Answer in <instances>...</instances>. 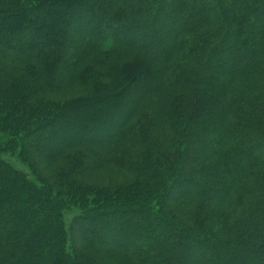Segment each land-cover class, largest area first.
<instances>
[{
  "label": "trees",
  "instance_id": "1",
  "mask_svg": "<svg viewBox=\"0 0 264 264\" xmlns=\"http://www.w3.org/2000/svg\"><path fill=\"white\" fill-rule=\"evenodd\" d=\"M0 133V264H264V0H0Z\"/></svg>",
  "mask_w": 264,
  "mask_h": 264
},
{
  "label": "rangeland",
  "instance_id": "2",
  "mask_svg": "<svg viewBox=\"0 0 264 264\" xmlns=\"http://www.w3.org/2000/svg\"><path fill=\"white\" fill-rule=\"evenodd\" d=\"M173 0H166V3H169V2H172ZM59 8V7H58ZM161 11L163 13L166 12V6H163ZM177 13L176 10H174L173 12V15ZM158 29V28H157ZM163 30H165V32H171V27L169 25V27H164ZM138 32V31H137ZM135 32L133 33L132 35L133 36H139V34ZM151 33H154V35H158L159 36V31L157 32L156 30L155 31H150ZM235 36H238L240 35L239 32H235L234 34ZM33 36L35 37V39L39 40L41 37H42V32L40 30H37L35 32H33ZM239 37V36H238ZM152 45H154L155 47H158V46H162L164 43H163V38L162 37H156V39H154L152 42H151ZM12 48L11 45H9L7 47L8 50H10ZM81 95V92L80 90H77V89H72V90H69L67 92H62L61 93V97L62 98H71V97H76V96H79ZM5 136L6 134L4 133H0V143L3 144V142L5 141ZM20 142H22V140H20ZM2 150H0V159H4L6 161H8V163H10V165L12 167H14L16 170H18L19 172H22L23 174H25L26 177H28L29 180L33 181V182H36V183H39L40 180L37 179V177L33 174V172L30 170V165L27 164L25 162V160L23 158H21L20 156L16 155V154H10V152H8V150L6 149V146L1 148ZM5 150V151H4ZM54 166L53 167H50V170H46L44 171L42 166H39V170L47 175L49 173H52L54 171ZM89 177V181L92 182L93 184H96L97 186H107V185H110V186H115V185H121L123 184L125 181H128L130 180V177H128L126 174L118 171V170H114V169H111V168H105L103 170H100V171H96L94 173H92ZM182 184V183H181ZM183 188L181 189V191H177L178 193L179 192H184L185 190H187L186 188V183H183ZM185 187V188H184ZM189 189L191 188L192 191L194 192H197L196 191V186L195 185H192L189 184ZM174 195L176 194L175 192L173 193ZM172 194V195H173ZM83 210H86L84 209L83 207L79 206L78 204H73L69 209L68 211L64 212V214L62 215V219H63V224H64V229L66 230V233L68 235V239H71L72 238H77V240L79 239L78 235L76 234V231H75V228H74V218L75 216H77L79 213H82L81 211ZM97 219V218H96ZM95 220L94 219H89L87 221V228H85L87 230V233L92 236H94V231L97 227L98 224L94 223ZM87 234V235H88ZM91 236V237H92ZM133 237V236H132ZM135 237H133L134 239ZM80 242V241H79ZM80 245V243H77ZM191 258V261H194V262H205L206 260H210L211 258L210 257H206V256H201L198 258V256H194V257H190Z\"/></svg>",
  "mask_w": 264,
  "mask_h": 264
}]
</instances>
